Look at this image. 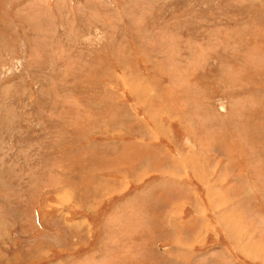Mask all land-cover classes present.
Instances as JSON below:
<instances>
[{
	"label": "rangeland",
	"instance_id": "rangeland-1",
	"mask_svg": "<svg viewBox=\"0 0 264 264\" xmlns=\"http://www.w3.org/2000/svg\"><path fill=\"white\" fill-rule=\"evenodd\" d=\"M166 210L264 264V0H0V264H136Z\"/></svg>",
	"mask_w": 264,
	"mask_h": 264
},
{
	"label": "crops",
	"instance_id": "crops-1",
	"mask_svg": "<svg viewBox=\"0 0 264 264\" xmlns=\"http://www.w3.org/2000/svg\"><path fill=\"white\" fill-rule=\"evenodd\" d=\"M171 160L174 162V164L180 165L181 163H183L181 160L178 161V163H177V160L175 159H171ZM157 208L158 207H156V209ZM169 211L171 210H166L164 212L165 215L163 216V223L161 226L164 227V229H166V232H171V234L174 236L177 230L179 239L178 238L172 239L171 237H169V235L166 232H164L166 233V236H164L163 238L164 239L168 238L169 244L167 245L169 246L166 247V249L162 250V247H161L162 243H159L160 240H157L156 243L151 244V246H148L147 248H145L142 256L137 258L136 264H211V262H214L215 264H223L224 263L223 260L227 262L228 251H225L224 249L226 248L227 244L219 243L221 242L219 241V239L192 238L193 235L197 231L200 230V232H202L208 229L207 227L206 228L204 227L205 224L203 223V217L200 215V213L186 220L182 218L178 219L177 217L175 218L174 216L172 217L169 216V214L166 213ZM158 213H159V209H158ZM185 223L188 226L187 230L190 233L187 231L188 233L184 232L180 234L181 231L186 227ZM1 228H2V234H4L5 237H8L10 235V231L5 230L3 226H1ZM161 234L163 233L157 234L159 236V239L161 237ZM199 234L200 233L198 232V235ZM174 242L176 243L173 244ZM206 243H207V246H224V248L223 247H219L217 249L213 248L212 250L214 252L203 253L201 251H196L194 249L185 250L184 248L180 247L181 245L196 246V245H205ZM0 245L3 246V240L1 238V234H0ZM34 252H37V248ZM211 254H214V255H211ZM215 255H217L218 257ZM91 258L94 262L98 261L103 264H107L109 261V259H107L104 255H101V254H97L95 256H92ZM103 259H105V262H103ZM133 261L135 262L134 259H129V262H130L129 264H133ZM229 262L232 263L233 261L229 260ZM248 262L249 261L246 260V257L243 256V258H240V261L236 263L237 264H249Z\"/></svg>",
	"mask_w": 264,
	"mask_h": 264
},
{
	"label": "bare ground",
	"instance_id": "bare-ground-1",
	"mask_svg": "<svg viewBox=\"0 0 264 264\" xmlns=\"http://www.w3.org/2000/svg\"><path fill=\"white\" fill-rule=\"evenodd\" d=\"M140 91H141V89H139ZM181 155V154H180ZM195 157H196V153L195 152H192V153H188L186 156H182L181 157V161L183 162V163H185L186 165H187V167L189 166V169L190 168H192L193 170V173H194V176L197 178V179H202L203 180V178H201L200 176L202 175H205V173H201V171H198V169H197V166H194V164H196V162H195ZM198 168H200L199 166H198ZM191 170V169H190ZM200 170H201V168H200ZM203 172V171H202ZM206 176V175H205ZM200 181V180H199ZM223 188V187H222ZM227 191V190H226ZM182 194H185V193H188V191L187 192H181ZM178 196V195H177ZM67 197H68V195H67V193L66 194H59V195H57V199L59 200V203H61V202H63L64 200H67ZM223 201V200H222ZM220 202V201H219ZM226 206V205H225ZM224 208V207H223ZM198 214V213H197ZM201 216H203V214L201 215ZM224 217V216H223ZM179 219V218H178ZM226 219V218H225ZM190 222V221H189ZM75 223V222H74ZM81 223V222H80ZM181 223V222H180ZM182 224V223H181ZM192 224V223H191ZM185 225H186V223H185ZM80 226V225H79ZM186 227L188 228V226L186 225ZM188 231V230H187ZM189 232V231H188ZM190 233V232H189ZM182 239V238H181ZM244 243V242H243ZM251 246V245H250ZM248 250V249H247ZM256 254H258V253H256ZM250 256V255H249ZM108 261V260H107Z\"/></svg>",
	"mask_w": 264,
	"mask_h": 264
}]
</instances>
